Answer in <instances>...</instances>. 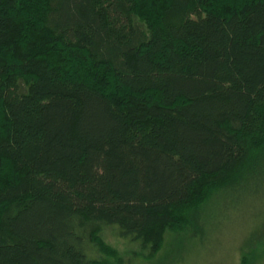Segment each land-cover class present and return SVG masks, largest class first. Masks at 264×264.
I'll return each mask as SVG.
<instances>
[{
	"label": "trees",
	"instance_id": "obj_1",
	"mask_svg": "<svg viewBox=\"0 0 264 264\" xmlns=\"http://www.w3.org/2000/svg\"><path fill=\"white\" fill-rule=\"evenodd\" d=\"M256 202L264 0H0V264H97L104 226L180 251Z\"/></svg>",
	"mask_w": 264,
	"mask_h": 264
},
{
	"label": "rangeland",
	"instance_id": "obj_2",
	"mask_svg": "<svg viewBox=\"0 0 264 264\" xmlns=\"http://www.w3.org/2000/svg\"><path fill=\"white\" fill-rule=\"evenodd\" d=\"M240 208L219 221V207L217 213L213 207L212 218L206 221L207 238L186 241L180 251L175 249L177 233L170 229L164 230L160 246L153 251L157 246H152V241H133L104 226L97 231L100 239L96 244L89 239L88 254L97 264H240V247L258 224L255 220L262 216L264 207L256 202ZM248 250V264H264V238Z\"/></svg>",
	"mask_w": 264,
	"mask_h": 264
}]
</instances>
